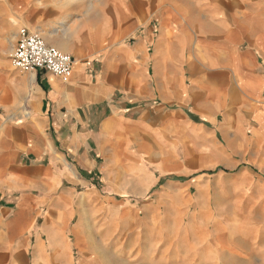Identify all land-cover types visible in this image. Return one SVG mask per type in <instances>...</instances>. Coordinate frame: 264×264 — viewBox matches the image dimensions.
Here are the masks:
<instances>
[{
    "label": "crops",
    "instance_id": "crops-1",
    "mask_svg": "<svg viewBox=\"0 0 264 264\" xmlns=\"http://www.w3.org/2000/svg\"><path fill=\"white\" fill-rule=\"evenodd\" d=\"M14 1L0 41L27 27L74 62L64 82L0 50V264H75L110 154L264 149V0Z\"/></svg>",
    "mask_w": 264,
    "mask_h": 264
},
{
    "label": "rangeland",
    "instance_id": "rangeland-1",
    "mask_svg": "<svg viewBox=\"0 0 264 264\" xmlns=\"http://www.w3.org/2000/svg\"><path fill=\"white\" fill-rule=\"evenodd\" d=\"M13 49L0 41L8 57ZM108 157L98 160L100 180L76 204L75 264L264 263V149Z\"/></svg>",
    "mask_w": 264,
    "mask_h": 264
},
{
    "label": "built area",
    "instance_id": "built-area-1",
    "mask_svg": "<svg viewBox=\"0 0 264 264\" xmlns=\"http://www.w3.org/2000/svg\"><path fill=\"white\" fill-rule=\"evenodd\" d=\"M12 66L22 72L46 70L67 82L73 72V57L48 44L38 32L22 27L18 41L10 54Z\"/></svg>",
    "mask_w": 264,
    "mask_h": 264
}]
</instances>
